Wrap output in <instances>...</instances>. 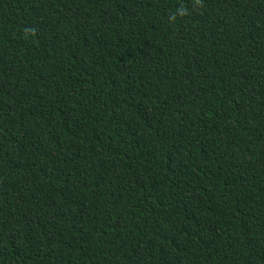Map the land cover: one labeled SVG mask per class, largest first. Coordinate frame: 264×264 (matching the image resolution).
<instances>
[{"label": "trees", "instance_id": "1", "mask_svg": "<svg viewBox=\"0 0 264 264\" xmlns=\"http://www.w3.org/2000/svg\"><path fill=\"white\" fill-rule=\"evenodd\" d=\"M0 264H264V0H0Z\"/></svg>", "mask_w": 264, "mask_h": 264}]
</instances>
